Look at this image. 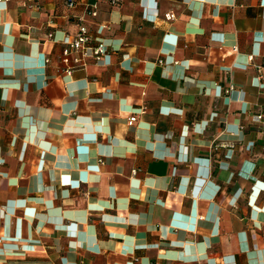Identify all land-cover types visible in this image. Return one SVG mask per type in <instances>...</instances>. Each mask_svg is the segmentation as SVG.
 I'll use <instances>...</instances> for the list:
<instances>
[{
	"label": "crops",
	"instance_id": "1",
	"mask_svg": "<svg viewBox=\"0 0 264 264\" xmlns=\"http://www.w3.org/2000/svg\"><path fill=\"white\" fill-rule=\"evenodd\" d=\"M91 1L0 2V264H264V0Z\"/></svg>",
	"mask_w": 264,
	"mask_h": 264
},
{
	"label": "built area",
	"instance_id": "2",
	"mask_svg": "<svg viewBox=\"0 0 264 264\" xmlns=\"http://www.w3.org/2000/svg\"><path fill=\"white\" fill-rule=\"evenodd\" d=\"M9 0H0V2H7ZM81 1V0H80ZM85 7L91 16L97 15L96 2L91 0H83ZM118 0H111L112 4H116ZM78 3V0H67L66 5L73 8ZM166 20L175 18L173 12H167L164 15ZM107 52V49L101 38L94 31H91L85 24L80 23L73 38L64 44L60 55V61L63 64L62 71L66 74H71L77 68H84L88 64L89 59L99 61ZM46 62L48 59L45 60ZM159 60V63H162ZM231 89V86L228 90ZM261 118V115H258ZM137 115L131 114L128 118V125H132L136 121Z\"/></svg>",
	"mask_w": 264,
	"mask_h": 264
}]
</instances>
